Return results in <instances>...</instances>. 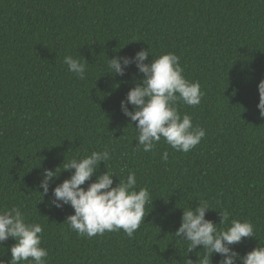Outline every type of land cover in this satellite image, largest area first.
Listing matches in <instances>:
<instances>
[{
  "label": "trees",
  "instance_id": "trees-1",
  "mask_svg": "<svg viewBox=\"0 0 264 264\" xmlns=\"http://www.w3.org/2000/svg\"><path fill=\"white\" fill-rule=\"evenodd\" d=\"M150 46L154 57L174 52L185 76L201 84L199 105H177L206 130L187 153L163 138L153 152L137 146V122L121 101L142 74L135 64L124 76L108 73L109 58ZM67 55L89 62L86 79L68 71ZM261 80L264 0H0V211L19 206L42 225L47 264H187L198 257L174 233L183 208L203 199L213 209L206 219L219 223L227 210L229 220L254 224L256 237L232 246L247 254L264 245ZM105 148L108 167L121 179L134 172L137 190L151 194L132 237L122 229L81 237L64 223L74 209L49 203L72 172L62 171L45 197L39 188L44 169ZM105 171L102 162L97 175ZM14 243L0 246L4 259Z\"/></svg>",
  "mask_w": 264,
  "mask_h": 264
},
{
  "label": "clouds",
  "instance_id": "clouds-1",
  "mask_svg": "<svg viewBox=\"0 0 264 264\" xmlns=\"http://www.w3.org/2000/svg\"><path fill=\"white\" fill-rule=\"evenodd\" d=\"M149 55L153 58L146 63ZM180 60L174 52L154 57L151 46L131 57L117 55L108 59V73L124 76L126 70L135 64L142 74V78L135 81V86L121 101V110L131 122H137L134 127L137 146H142L145 152H153L163 138L174 151L187 153L206 136L205 128L194 125L192 117L187 113L181 114L177 107L179 102L197 106L204 96L199 81L185 76ZM63 63L79 79H86L89 63L86 59L81 61L67 55ZM258 91L257 107L264 119V80L259 82ZM129 104L133 106L132 110ZM168 157L169 152L165 150L161 159L167 161ZM111 159V151L105 148L67 162L65 159L55 170L44 169L42 173L39 188L43 189L41 193L45 197L62 171L72 172L70 178L52 189L49 206L63 208L71 205L74 214L69 215L64 223L81 237L92 238L104 235L106 231L121 229L132 237L145 221L146 205L152 202L149 189L137 190L134 172L121 179L108 167ZM102 162L107 171L97 175ZM94 175L95 181L87 183ZM114 177L119 179L115 186ZM86 183L87 186L82 187ZM209 210L213 209L203 199L195 208H183L181 224L174 237L186 242L188 253L195 252L198 257L195 261L188 258L187 264H213L214 254L221 256L219 264H264V245L259 244L245 255L232 247L244 238L256 237L250 220H229L231 213L220 210V221L216 223L206 219ZM10 238L15 240L10 247L11 257L4 259V255H0V264H47L49 252L42 246L43 227L30 221L19 206L0 211V246H4L3 242ZM198 247L200 251H196Z\"/></svg>",
  "mask_w": 264,
  "mask_h": 264
}]
</instances>
